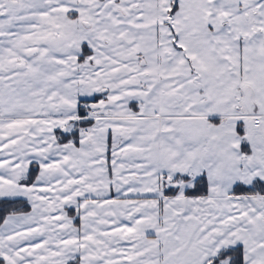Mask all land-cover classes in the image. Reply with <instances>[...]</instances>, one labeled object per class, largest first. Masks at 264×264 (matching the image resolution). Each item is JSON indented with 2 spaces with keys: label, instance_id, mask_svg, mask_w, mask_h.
<instances>
[{
  "label": "snow or ice",
  "instance_id": "1",
  "mask_svg": "<svg viewBox=\"0 0 264 264\" xmlns=\"http://www.w3.org/2000/svg\"><path fill=\"white\" fill-rule=\"evenodd\" d=\"M0 264H264V0H0Z\"/></svg>",
  "mask_w": 264,
  "mask_h": 264
},
{
  "label": "crops",
  "instance_id": "2",
  "mask_svg": "<svg viewBox=\"0 0 264 264\" xmlns=\"http://www.w3.org/2000/svg\"><path fill=\"white\" fill-rule=\"evenodd\" d=\"M113 195H115V193H113Z\"/></svg>",
  "mask_w": 264,
  "mask_h": 264
}]
</instances>
